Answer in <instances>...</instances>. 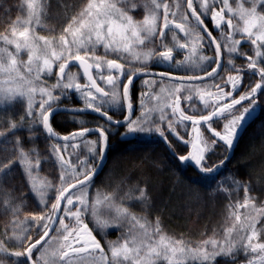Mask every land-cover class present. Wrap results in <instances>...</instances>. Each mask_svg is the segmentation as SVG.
I'll return each instance as SVG.
<instances>
[{
	"label": "snow or ice",
	"instance_id": "snow-or-ice-1",
	"mask_svg": "<svg viewBox=\"0 0 264 264\" xmlns=\"http://www.w3.org/2000/svg\"><path fill=\"white\" fill-rule=\"evenodd\" d=\"M46 7V3L26 0L25 18L9 20L0 34V111L18 105L23 109V114L0 117V148L4 153L0 156V193L6 198L5 211L16 217L11 229L5 227L0 232V264H85L86 259L87 264H218L220 257L235 262L241 253L251 256L247 264H264V242H260L264 235V205L257 206L255 197L248 195L239 204V208L248 210L243 217L238 211L230 212L231 226L226 227L222 237L214 234L193 242L168 236L159 218L153 223L131 210L128 201L132 199L142 203L146 211L151 207L147 183L135 189L138 196L101 197L94 179L105 161L111 129L124 128L125 140L159 137L181 168L195 170L205 185H214L220 191L221 168L228 156L216 163L213 157L218 155L217 148L222 146L226 153L231 152L240 134L264 108L258 103L264 100V0H239L235 6L229 0H184L183 5L174 0L171 7L166 0H88L79 9L73 8L66 26L58 33L52 29L53 34L40 35L36 29L47 27L43 23ZM206 19L213 29L208 28ZM213 30L223 40L217 39ZM166 31L171 32L173 46L167 43ZM177 31L183 33L185 42L180 41ZM245 41L253 46V55L241 52ZM199 46L207 47L213 55L193 58L191 53H196ZM100 47L104 56L96 54ZM179 49L187 50L189 55L178 61L174 51ZM225 51L227 65L222 67ZM109 53L119 59H107ZM22 54H26V60ZM234 54L246 55V67L236 66ZM120 59L138 62L141 67L126 68ZM153 64L168 66L158 74L159 94H153L157 106L148 108L146 94L141 93L140 115L136 116L133 80ZM70 65L82 69L86 83L80 82L81 73L71 71ZM229 70L236 75L227 76L225 86L230 84L231 90L224 91L218 81H223L221 73ZM174 71L192 74L173 76ZM147 75L157 74L148 71ZM246 75L250 82L241 87ZM49 78L55 83L49 85ZM209 79L216 92L206 90ZM71 92L79 94L85 109L106 119L107 130L103 126L83 127L64 136L55 131L52 119L54 111H60L56 105ZM182 93L189 103L197 93L205 112L187 114L181 107ZM112 108L126 115L114 120L106 110ZM165 109H170L172 119ZM154 112L159 113V122L151 119ZM221 120L225 121L222 126ZM189 122L193 139L185 140L175 125L187 128ZM201 125L210 136L201 132ZM166 130L183 144L174 146ZM94 131L100 139L86 141ZM40 134L56 141L51 153L59 167V187L38 184L33 178L40 166L36 146ZM83 142L88 144L89 155L77 157L74 163L72 153L66 152L69 147L73 152L79 150ZM189 145L191 151L187 150ZM177 148H183L186 154H179ZM16 168L31 181L30 191L45 205L39 213L23 219L18 201L22 203L26 194L18 196L7 188ZM231 183L244 187L246 194L252 190L251 184L244 186L234 179ZM49 189L55 190L50 207ZM125 227L119 241L102 244L105 237L98 238L100 231Z\"/></svg>",
	"mask_w": 264,
	"mask_h": 264
},
{
	"label": "rangeland",
	"instance_id": "rangeland-1",
	"mask_svg": "<svg viewBox=\"0 0 264 264\" xmlns=\"http://www.w3.org/2000/svg\"><path fill=\"white\" fill-rule=\"evenodd\" d=\"M87 2L88 0H37V3L47 4L46 15L43 18V23L47 27L37 28L36 31L40 35H50L53 34L50 30L55 29L56 33H58L63 27L66 26L67 16L72 12L73 8L79 9L82 5L86 4ZM25 4H26V0H0V34L4 33L7 27V22L9 20H15L17 17L25 18L26 16V12L24 10ZM142 11L143 10L141 9V12ZM141 18L142 15H137V19H141ZM102 48L103 47H100L97 50L101 51ZM225 54H226V65H227L226 51ZM22 56L24 60L27 59L26 54H22ZM245 82L246 83L244 82L242 83L244 85L243 87H245L250 82V79L248 78ZM54 83H55L54 79L53 80H50V78L48 79L49 85ZM207 85L208 86L206 88L208 91L212 85V82L207 83ZM221 85L223 84L221 83ZM204 87L205 85H203V88ZM224 91H228V88L225 87ZM184 103H186L187 107L191 105V107L187 110L191 115L201 114L205 112L204 103L199 99V95L196 96L195 98L193 97L190 103L187 100H185ZM210 103H212V101H210ZM244 103L247 104V102ZM258 103L264 105V100L258 101ZM188 112L186 113L188 114ZM19 114H23V109L19 105L16 106V108L14 109L0 111V117L11 118L13 115H19ZM157 114L159 113H155V115ZM165 114L170 119H172L171 111L169 109H165ZM154 117L155 116H152L151 119ZM155 121L159 122V117H157ZM224 122L225 121L223 120L220 121L221 126L223 125ZM253 125H256L254 127L255 130L259 128V130H257L259 136H263L264 108L261 109L259 118L250 121V124L244 131V135L242 137H246L248 134L254 133L255 130L251 129ZM175 126L177 128V131H179L180 134L185 137V140L193 139L191 128L189 129L188 125L187 128H185V126L182 124H177ZM215 126L216 125L214 124V127ZM201 132L206 137L211 135V133L203 125H201ZM22 134L31 135L28 133H22ZM166 134H168L167 130H166ZM250 136L251 135H249L248 137ZM173 137L174 136L169 135L170 140H174ZM153 138L157 139L156 137ZM51 145L52 144L50 142L46 141L45 135L40 134L38 136V139L36 140V146H37L38 157L40 160V166L34 173L33 178L36 180L38 184L40 183L55 184L57 187H59L60 172H59L58 163L55 160L54 155L51 153ZM253 146H254L253 144L251 146V141H250V143L246 145V148L243 149V151H241L239 157L240 158L241 156H245V158L247 157L245 162L249 164L250 170L253 173H255L256 170L259 171V167H262V165L258 160L254 161V159L250 157V154L252 153L251 149L253 148ZM188 149L191 150L190 145L188 146ZM248 149H250V151ZM217 152L218 155L213 157L216 163H219L220 159H222L225 155L230 156V152L226 153L224 147L222 146L217 148ZM68 153H72V160L74 163L76 162L77 157L83 159L85 158L86 155H89L88 147H86L85 151L79 149L75 152H73L72 148L69 147V149L66 152V155ZM3 154H4L3 150L2 148H0V156H2ZM151 159L152 158L151 157L149 158L148 155H143V156L141 154L130 155L128 160H126L123 165L120 166L119 163H116L117 164L116 166L109 167L108 171L104 173L97 181H95V188L99 190L101 197H103L104 195H109V196L119 195L120 198H125L128 194H131L132 196H138V193L135 191V189L137 187L143 188L145 186V183H147L149 192L150 189H152L154 195L162 193L161 195L156 196L155 208L160 211V207L158 206H161L163 209L162 211L163 215L164 214L168 215L169 218L172 219L171 216L175 215L173 209L175 208V210H178L181 209V207L183 208L181 212H183L184 215L183 216L185 222L184 230L179 233L176 231L175 228L168 229L166 225L167 222L164 220L162 215L153 214V216L150 217L149 211L150 208L152 207V200H151V207L146 211L145 206L142 203H140L138 200L132 199L128 201L131 210L138 217L147 216V218L153 223H155L156 219L159 218L163 226V230L168 236L177 239H185L187 241H193V242L202 241L203 239H208L213 237L214 234L216 235L217 238H220L222 237L226 227L231 226V217L229 215L230 212L238 211L242 215V217L246 215L248 210L244 208H239L238 206L239 204L244 202V200L248 195L252 197L254 196L251 190L246 194L244 187L237 188L236 186H234L231 183L233 177L227 171L221 172L220 180H222L223 183L220 186V191H217L214 185L213 186L205 185L204 182H202L199 179V177L195 179V181L198 182L197 183L198 185H196V183L192 179L191 180L185 179L172 170H169V172L166 173V171H164V167L168 166L166 162H169V157H166V159L161 158L158 161V163L152 161ZM128 164H131L132 168H136L134 170L139 169L137 177H136L137 173L134 174L133 170L130 171L125 170ZM262 164L264 165V163ZM150 170H152V172H150ZM30 182L31 181L25 177V175L22 173L20 168H16L15 172L11 175L7 184V188L9 192L15 190L18 196L21 193L26 194V198L22 203L18 201L22 212L20 219H23L25 216H28L30 214L39 213L41 209L45 207L43 201L40 200L39 196L36 195L34 192L30 191V187H29ZM238 182L244 186L249 185L247 183H242L240 181ZM257 182L260 181L257 180ZM225 189L227 191H225ZM54 195H55V190L49 189L47 193L49 207L51 203H54ZM220 195L224 198L225 205L220 213L218 219V226L215 227L214 231L212 230V232H208L206 231V228L202 226V221L200 217L203 213V209L201 208V205L206 199ZM173 199L175 200L184 199V202H182L181 205L178 206L176 205L175 200L173 201ZM170 201L175 202V204L170 205L171 204ZM5 202H6V198L4 194L0 193V232H2L5 227L11 229L12 221L16 218L12 216L11 211H7V212L5 211L4 209ZM136 203L140 206V209H142L141 212L134 211L133 206ZM257 206L259 205L257 204ZM167 218L168 217L166 216V219ZM29 226L31 227L30 222H29ZM91 226L92 225L90 224V227ZM32 230L35 231V229ZM203 230H205L207 233L204 232ZM121 231H126V227L120 230L109 228L107 230L100 231L98 238H100V236L105 237V239L101 240L102 244H106V241H119L121 239ZM52 235H54V232L51 234V236ZM85 264H87V259L85 261Z\"/></svg>",
	"mask_w": 264,
	"mask_h": 264
},
{
	"label": "flooded vegetation",
	"instance_id": "flooded-vegetation-1",
	"mask_svg": "<svg viewBox=\"0 0 264 264\" xmlns=\"http://www.w3.org/2000/svg\"><path fill=\"white\" fill-rule=\"evenodd\" d=\"M166 2H168L170 7H171L172 4L174 3V0H166ZM180 2L183 5L184 0H180ZM197 2H198V0H194V3H197ZM229 2L233 3V5L235 6V4L239 2V0H229ZM197 10L200 11L199 8ZM177 15L179 16V13ZM205 23L208 25L209 29H213V24L210 20L206 19ZM176 35L178 36V38L180 39L181 42H185V38L183 36V33H180L179 31H177ZM213 35H216L217 39L223 40V37L219 35L218 31L213 30ZM166 38H167V43L169 44V46H173L170 31H166ZM241 52L245 53L246 55H253L254 54L253 46H251L248 42L245 41L241 45ZM96 54L104 56V49L102 48L101 51L96 50ZM174 55L176 56V59L179 61V60H183L186 55H189V52L187 50H184V49H179V50L174 51ZM191 55L193 56V58H195L196 55H213V53L207 47L199 46L197 48V52L191 53ZM246 55H243V56H238L235 54L233 55L234 62L238 68L239 67H246ZM107 59H119V57L116 54L109 53L107 55ZM119 62L126 63V61L123 59H120ZM223 66H226V54L224 56V59L222 60V67ZM127 67L139 68V67H141V65L138 62L128 61L126 63V68ZM167 67H168L167 65L161 66L158 64H153L149 68L145 69V71L160 73L162 71L167 70ZM204 67H207V66L204 65ZM69 68L73 72H80L81 73V76H80V82L81 83L87 82L86 78L82 75V69H80L77 66H70ZM145 71H143V72H145ZM93 74L95 76H98L99 72L96 69H93ZM106 74H107V72L105 71V75ZM185 74H192V73L191 72L185 73L183 71H174L172 73L173 76H180V75H185ZM221 75L224 77V80L218 81V83H220V85H221V83L223 84V85H221V88L224 89L225 87H227L228 91H230L231 85L227 84V86H225V84H226L225 82L227 81V76L236 75V72L229 70V71L222 72ZM248 78H249V76L246 75L245 81ZM53 79L54 78H50V80H53ZM54 81H55V79H54ZM245 81H244V83H246ZM97 82L101 83L102 87L105 86L103 84V82H101L99 80ZM211 82L212 81L210 79L207 81V83H211ZM243 86L244 85L242 84L241 87H243ZM252 86L254 87V83L252 84ZM200 87L203 88V85H201ZM159 88H160V85H159L158 74L153 75V76H148L147 74H143L141 72L135 76V78L133 80V85H132V95H133V104H134L136 116L140 115L139 103H140L141 93L146 94L145 102H146L147 107L148 108H156L157 102L155 101L153 94L154 93L159 94ZM206 90H207V88H206ZM208 91L214 92V91H217V89L214 87H210V89ZM196 96H198V94L193 93V97L195 98ZM149 97H152V98L149 99ZM185 100H186L185 94L182 93L181 94V107L184 108L185 112H188L187 110L191 107V105L189 107H187L186 103H184ZM56 107H77V108H84L85 109V105L82 101V98L79 96V94H77L75 92H71L67 96L61 97V100L57 103ZM106 110L109 111V115H111L114 120H122L124 118V115H126V113H124L123 115L120 114V111L117 108L106 109ZM62 113H66V112L54 113V118L52 119L53 124H55L57 122V125H62V126L65 125L66 121L64 119H61L58 115V114H62ZM155 113H158V112H154L152 116L159 117V114L155 115ZM68 114H71V113H68ZM188 114L191 115L189 112H188ZM71 116H72V118L75 117L77 119V121H79V123H80L79 124L80 128L75 130V131H72V132H76L83 127H87L90 129H93V128L98 129L99 127L103 126L106 128V130L108 128L106 119L102 115H99V114H95V113H91V112L90 113H88V112H86V113L77 112V113H72ZM155 117L152 119L156 120L157 117L156 118ZM188 127H189V129L191 128L190 122L188 123ZM125 131H126V129H124V128H119V129L118 128H112L111 129V132L109 134V147H108V150L106 153L105 162L102 166V169H104L105 167L116 166L117 165L116 163H119V165L121 166L124 164V162L126 160H128L129 156L133 155L136 151L149 152V151H152L153 149H155V147H159V151H162L163 155L167 152V149H169V153H170V155L168 154L169 162L171 163V162L175 161V159H174L175 157L173 158V156L171 154V149L168 147V145L165 143V141H163L159 137H156L157 139H155L153 137L152 138H149V137L144 138L143 136H139L136 138L130 137L129 140H125L123 138V133ZM72 132H70V133H72ZM57 133L61 136L70 134V133L62 134L60 132H57ZM168 134L171 135L170 133H168ZM45 138H46V141L50 142L51 144L56 142V141H53L46 136H45ZM173 138H174V141H173L174 146L176 144H183L182 141H179L175 137H173ZM99 139L100 138H99L97 132H95V131L90 132L88 134V136L86 137V141H98ZM156 145H159V146H156ZM86 147H88L87 142L81 143L80 149L82 151H85ZM177 150H178V148H177ZM187 150L191 151L188 148H187ZM179 154H186V152L179 153ZM51 234H50V236H51Z\"/></svg>",
	"mask_w": 264,
	"mask_h": 264
},
{
	"label": "trees",
	"instance_id": "trees-1",
	"mask_svg": "<svg viewBox=\"0 0 264 264\" xmlns=\"http://www.w3.org/2000/svg\"><path fill=\"white\" fill-rule=\"evenodd\" d=\"M258 111L261 112V109ZM58 115L61 119H64L66 123L64 126L57 125V122L53 124L55 131L60 132L62 134H67V133H70L80 128L79 121H77L75 117L72 118L71 114L62 113ZM255 126L256 125H253L251 129L255 130L254 128ZM257 130H259V128H257L253 134H248L246 137H242L244 135V132L240 134L239 142L234 147V153L231 157L228 156V159L225 161V166L221 168V172L227 171L236 181L251 184L252 186L251 192L253 196L256 198L257 204L259 206H262L264 205V165L262 164L264 163V135L259 136V133ZM249 135L251 136L248 137ZM250 141H251V146L252 144L254 145L252 148L253 150L250 148L252 151V153L250 154V157L253 158L254 161L258 160L262 165V167H259V171L256 170L255 173H253L250 170L249 164L245 162L247 157L246 158L245 156H241V158L239 157V154L241 153V151H243V149L246 148V145L249 144ZM156 146H159V145H156ZM250 149L248 150L250 151ZM177 151L179 153L185 152L183 148H178ZM137 154H141L142 156L148 155L149 158L150 157L152 158L151 159L152 161L157 162V163L161 158L166 159V157H168V154L170 155L169 149H167V152L164 154L165 155L164 156L163 152L159 151V147H155V149L149 152L136 151L133 155H137ZM166 163L168 164L167 167H164V171H166V173L169 172V170H172L178 173L179 176L185 179H190V180L192 179L196 183V185H198L197 184L198 182H196L195 179L199 177V174L195 170L189 169L187 167L181 168L175 161L171 163L170 162H166ZM108 169L109 167H105L104 169H101L100 174L98 175V177L95 178V181H97L104 173H106ZM134 169L136 168H132L131 164H128L127 167L125 168V170H128V171L133 170L134 174L137 173L136 174V177H137L139 169L138 168H137L138 170H134ZM150 172H152V170H150ZM260 174L262 177L260 176ZM257 180H259L260 182H257ZM150 193H151L152 207L150 208L149 216L151 217L153 216V214L162 215L164 220L167 222L166 225L168 229L175 228L177 232L179 233L182 232L185 228V224H184L185 222L183 218L184 215H183V212H181L183 208L181 207V209H178V210H175L174 208L173 212L175 213V215L171 216L172 219H170L168 215H165V214L163 215V212H162L163 209L161 206H158L160 207V211L155 208L156 207V196L157 195L159 196L162 193L154 195V192L152 191V189H150ZM174 200L175 199H173V201ZM173 201H170L171 203L170 205H174L176 202V205L180 206L181 203L184 202V199H180V200L176 199L175 202ZM224 205H225L224 198L221 195L206 199L203 202V204L201 205V208L203 209V213L200 218L202 221V226L206 228V231L212 232V230L214 231L215 227L218 226V219H219L220 213ZM133 209L135 212L142 211V209H140V206L137 203L133 206ZM166 216L168 217L167 219H166ZM261 224H264V221H262ZM257 227L260 228L261 225H257ZM203 231L206 232L205 230ZM260 242H264V235H262ZM250 258L251 256H245L243 253H241L237 257L235 262L231 261L230 259L220 257L218 258V264H247V261Z\"/></svg>",
	"mask_w": 264,
	"mask_h": 264
},
{
	"label": "water",
	"instance_id": "water-1",
	"mask_svg": "<svg viewBox=\"0 0 264 264\" xmlns=\"http://www.w3.org/2000/svg\"><path fill=\"white\" fill-rule=\"evenodd\" d=\"M70 66H77V65H70ZM69 66V67H70ZM78 67V66H77ZM147 72L148 71H145V72H142L143 74H147ZM152 73H155V72H152ZM155 74H159V73H155ZM57 108H59L60 109V111L59 112H66V113H77V112H84V113H86V112H88V113H95V114H99V113H96V112H94V111H92V110H87V109H84V108H77V107H57ZM65 109H67V111H65ZM77 110H82V111H77ZM54 113H58V112H56V111H54ZM100 115V114H99ZM94 129V128H93ZM61 136V135H60ZM233 151H234V149L230 152V157L233 155ZM105 162V161H104ZM104 164V163H103ZM103 166V165H102ZM51 233H49V235H50Z\"/></svg>",
	"mask_w": 264,
	"mask_h": 264
}]
</instances>
